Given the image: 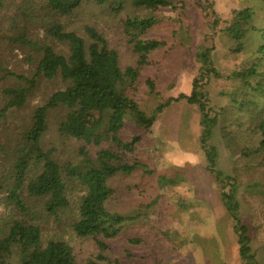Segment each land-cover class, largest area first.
Wrapping results in <instances>:
<instances>
[{"label":"trees","instance_id":"1","mask_svg":"<svg viewBox=\"0 0 264 264\" xmlns=\"http://www.w3.org/2000/svg\"><path fill=\"white\" fill-rule=\"evenodd\" d=\"M86 1L0 0V10L12 9L11 25H14L9 34L1 36L21 50H30L25 58L33 66L31 76L0 68V80L15 77L20 81L2 88L0 115L11 108L23 107L40 79L58 78L64 84L63 89L52 91L44 103L33 109L29 121L14 138L0 145L3 168L0 169V264H124L111 251L109 243L126 226L139 220L143 212L111 210L110 201L116 193L111 181L137 170L154 175L135 155L141 135L124 134L126 119L129 116L138 128L149 132L158 113L181 101L194 105L199 114L198 147L204 168L213 176L231 218L240 264H259L252 252L248 226L239 213V183L235 176L218 167L217 136L220 134L228 148L239 133L254 136L256 145L252 150L262 153L264 160V0H233L235 4L227 18L217 14L213 0H194L203 18L204 34L194 53L197 72L191 89L168 97L150 116L138 108L127 91L136 88L149 53L165 44L157 38H145L157 18L122 19L123 33L134 44L138 56L135 67L122 70L117 51L109 47L102 33L84 24L87 41L75 30L66 28L65 21L74 17ZM92 1L115 15L124 8V0ZM131 2L147 9L164 6L175 9L173 0ZM218 35L225 38L232 53L243 52L248 56L231 72H222L213 64L212 39ZM208 39L211 43L206 44ZM56 43L64 45L66 50L58 49ZM219 80H227L229 90L225 93L231 101L215 109L208 104L210 85ZM146 84L154 91L151 79H146ZM60 108L65 113L57 132L82 142L81 162L61 161L54 156V148L45 149L40 144L48 128L49 112ZM230 125L237 126L239 133L230 129ZM103 141L105 144L101 145ZM87 145L100 146L93 158L86 154ZM240 152L247 155L250 148L243 146ZM180 180L179 175L156 176L160 190L164 184L172 188ZM77 186L74 197L71 193ZM65 233L70 238L92 240L94 252L78 260ZM126 240L142 241L140 237Z\"/></svg>","mask_w":264,"mask_h":264},{"label":"rangeland","instance_id":"2","mask_svg":"<svg viewBox=\"0 0 264 264\" xmlns=\"http://www.w3.org/2000/svg\"><path fill=\"white\" fill-rule=\"evenodd\" d=\"M213 1L214 9L221 18H227L235 4L233 0ZM173 3L175 9L170 6L147 9L135 6L131 0H124V8L115 15L92 0H87L74 17L65 21L67 29L75 30L86 40L84 24L102 33L109 47L117 51L119 66L125 70L128 66L137 65L138 56L134 44L123 33L122 19L144 16L157 18L145 38H157L165 44L149 53L148 63L141 67L136 88L127 91L146 116H150L155 107L168 97L177 96L180 92L188 93L197 72L194 53L203 39V18L194 0H173ZM12 14V9L0 10V68L31 76L33 66L25 58L30 50H21L1 36L13 30ZM250 34L254 36L255 32ZM212 42L215 44L213 64L222 72H231L248 59L246 53H232L221 35L215 36ZM208 43H211L210 39L206 41ZM56 47L61 51L66 50L62 44L56 43ZM148 78L154 84V91L146 84ZM225 81L219 80L210 85L208 104L215 109L227 106L231 101L225 93L229 90ZM17 84L20 81L15 77L0 80V108L3 105L2 88ZM63 88L64 84L58 78L40 79L23 107L11 108L0 115V145L8 143L19 129L24 128L33 109L44 103L52 91ZM64 113L63 108L49 112L48 128L40 144L45 149L54 148V156L59 160L78 163L84 156L79 151L82 142L57 132ZM156 116L149 132L138 128L129 116L126 119L124 134L141 135L135 155L153 170L154 175L137 170L131 174L118 175L111 181L116 188L110 201L111 210L121 213L143 212L139 220L126 226L111 240V251L124 264H240L231 218L221 202L213 176L204 168L205 162L198 147L200 126L196 108L181 101ZM230 126V129L238 132L237 126ZM219 136L218 167L224 173L235 176L239 183V213L248 226L252 252L257 262L264 264L262 153L252 150L256 145L254 136L239 133L229 148ZM104 144L103 141L101 145ZM243 146L250 148L249 154H241ZM86 148V154L93 158L100 146L87 145ZM0 169L3 170L2 167ZM157 175H179L181 180L172 188L162 184L161 190L165 191H161L159 184H156ZM77 190L78 186L71 195L75 197ZM36 208L39 209L40 205L37 204ZM53 232H56V226H53ZM127 237H140L142 241L128 243ZM65 238L74 247L78 260H84L94 252L92 240L70 238L68 233H65Z\"/></svg>","mask_w":264,"mask_h":264}]
</instances>
